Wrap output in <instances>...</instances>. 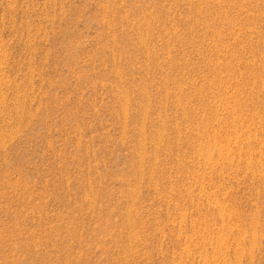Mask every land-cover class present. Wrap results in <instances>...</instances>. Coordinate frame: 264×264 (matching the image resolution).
<instances>
[{
  "label": "rangeland",
  "instance_id": "374dc122",
  "mask_svg": "<svg viewBox=\"0 0 264 264\" xmlns=\"http://www.w3.org/2000/svg\"><path fill=\"white\" fill-rule=\"evenodd\" d=\"M0 264H264V0H0Z\"/></svg>",
  "mask_w": 264,
  "mask_h": 264
}]
</instances>
